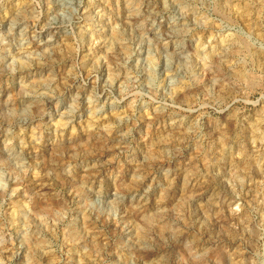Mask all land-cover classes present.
<instances>
[{"label":"rangeland","instance_id":"1","mask_svg":"<svg viewBox=\"0 0 264 264\" xmlns=\"http://www.w3.org/2000/svg\"><path fill=\"white\" fill-rule=\"evenodd\" d=\"M0 264H264V0H0Z\"/></svg>","mask_w":264,"mask_h":264}]
</instances>
